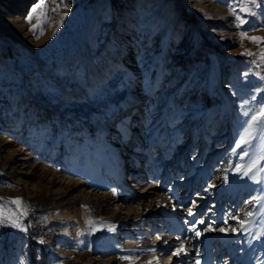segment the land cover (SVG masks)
Returning <instances> with one entry per match:
<instances>
[{"label": "rangeland", "instance_id": "rangeland-1", "mask_svg": "<svg viewBox=\"0 0 264 264\" xmlns=\"http://www.w3.org/2000/svg\"><path fill=\"white\" fill-rule=\"evenodd\" d=\"M19 2L0 0V213L27 214L21 228L0 224V264H167L146 214L117 206L145 149L160 164L173 158L169 177L156 175L168 193L192 190L194 201H206L196 218L219 227L230 215L254 213L239 235L196 237L201 264H264V207L246 203L264 197V171L241 177L231 167L259 159L264 168L260 129L235 149L249 119L242 113L264 104V45L239 37L264 36V0L259 7L251 0ZM37 4L46 13L42 35L25 21ZM245 5L251 14L240 11ZM237 15L247 21L242 27ZM245 50L256 55H240ZM225 174L227 182L218 179ZM209 183L216 189L205 191ZM84 191L100 197L85 202ZM168 207L155 216L168 218L162 230L179 211ZM102 218L114 229L96 230Z\"/></svg>", "mask_w": 264, "mask_h": 264}, {"label": "bare ground", "instance_id": "bare-ground-1", "mask_svg": "<svg viewBox=\"0 0 264 264\" xmlns=\"http://www.w3.org/2000/svg\"><path fill=\"white\" fill-rule=\"evenodd\" d=\"M25 2V0H20V4ZM21 6L18 7L17 10L21 11ZM23 7V6H22ZM117 43L116 40L113 39L112 41V48H116ZM129 99L133 100V96L130 95ZM134 131L139 132V130L136 129V125L134 126ZM257 146H256V152H262L264 148V130H261L257 137ZM146 154L141 153L138 156L134 157L133 165L131 166L132 173L129 175V192H122L121 196L117 200V206H122V209L125 213L123 214H130V212H134L136 214L144 212L147 216V222L150 228L153 229V232H156L155 238L159 236L160 239H157L161 242V248H159L160 253L162 254V257L164 260L167 261V264H170L172 259H174L173 264H192L197 259H199L200 264L202 263V260L200 259L201 254L200 250H198L197 246L195 245V240L197 239L193 232L188 231V228L190 227V224L188 223L189 216L187 215L186 209L188 207H192V202L194 201L193 198V191L192 190H185L183 194H179V196H174L172 193V189H170L171 193H168L166 189V184L160 183L156 179V175L164 173L166 177H169V165L174 163L173 158H167V161L165 164H160V162H156L157 155L152 157L150 149H145ZM179 152L178 150L175 152V155ZM106 159L108 163L111 165L113 171L117 173L118 175L122 176V169L119 162L116 160V157L113 153V151L108 148L105 151ZM4 166L8 165V162L2 163ZM154 164V165H152ZM192 181L194 179H191ZM144 184L143 188L138 189V185ZM190 182L188 183L187 187L189 186ZM216 185V184H215ZM137 188L139 191V195L136 193H133V189ZM216 189V187H215ZM146 192V193H145ZM99 193V192H98ZM97 192L93 191H84L83 198L85 202H90L92 198H98L100 195ZM129 193V194H128ZM142 196V194H144ZM182 195V199L181 196ZM99 199V198H98ZM193 199V201H192ZM92 201V200H91ZM120 201L121 204L119 203ZM206 201L204 199L195 200V207H193V211L197 212L199 210V207L203 204H205ZM207 204V203H206ZM168 206H171L172 208H176L179 210L176 213L172 212L171 222L168 224L166 229H161L162 224L165 223V221L168 220L167 217H159L155 218L157 212H161L164 214V209H169ZM235 206V204H234ZM164 210V211H163ZM201 211L199 210L198 214ZM203 213V212H202ZM142 214V213H141ZM232 216V215H230ZM112 225V221L109 218H102L97 225L96 230L105 231L108 226ZM158 230V231H157ZM259 233V231H257ZM210 234H214L215 232H207ZM179 237V239H177ZM157 241V242H158ZM220 241V240H219ZM221 243L217 246H221L225 244V238L221 239ZM183 243L185 245V250L187 255L182 254L180 257H176L171 255V253L179 247V245ZM217 243V242H216ZM246 251L239 255L238 258L241 259V262H244L246 260ZM161 257V258H162ZM223 261V260H222ZM108 264H111L109 261ZM222 264H229L228 261L225 260ZM245 264H248V261L246 260Z\"/></svg>", "mask_w": 264, "mask_h": 264}, {"label": "snow or ice", "instance_id": "snow-or-ice-1", "mask_svg": "<svg viewBox=\"0 0 264 264\" xmlns=\"http://www.w3.org/2000/svg\"><path fill=\"white\" fill-rule=\"evenodd\" d=\"M251 3L255 4L257 7L260 6V4L256 2V0H251ZM240 11L251 14V10L247 7V5L241 8ZM45 16H46V13L43 12V4L35 5L31 9L29 15L25 17L26 23L29 24V31L35 33L39 29L42 35L43 34L42 27H43V24L45 23V20H44ZM234 19L237 24V27H242L244 24L247 23V21L239 15L235 16ZM34 20L36 21L35 23H33ZM62 21H63V17H61V22ZM239 37L241 41L246 39L252 42L253 44H256L257 46L264 45V36H249L247 32L242 31L239 33ZM36 38L39 39V36H37ZM240 55L255 56L256 54L252 53L249 50H245V52L240 53ZM259 56H260L261 62H264V50H262L259 53ZM261 79H264V76H262ZM251 99L256 100V96L253 95ZM244 104H247V101H245ZM242 114L246 117H249V119L245 121L247 127L244 129L243 134L239 137V140L235 144V149H241L242 146L250 144L252 140L255 138L253 134L257 129L264 130V104H261L255 110L244 111ZM235 149L233 151H235ZM247 155L248 153L244 152V156H242L241 159H243ZM231 167H234L235 175L241 176V177H247L254 171H257V172L264 171V168L260 167L259 159H254L247 165L238 164V165L231 166ZM224 171L225 173H227V169H225ZM253 178L255 179V177ZM218 179H222L224 182H227L228 175L225 174L223 177H218ZM256 182L260 183L259 180H257ZM214 187H216L214 183H209L204 190L210 191ZM262 199H264V197L257 196V197H253L252 199L246 201V203L249 205L255 204L257 206L264 207V205H261ZM11 203L17 205L18 208L22 205V201L20 198H14L13 200H11ZM195 206H196L195 201H193L192 207H188L186 209L187 214L189 216L194 217V220L193 222H191V226L188 228V231L193 232L195 237H201L205 232H210V231L224 233V234L232 233V234L239 235L240 232L248 231L247 225L251 223V218L254 215L252 211H247L244 215V218H242L239 215H232L228 219L223 220L224 226L217 227L215 226L214 221L211 224H207L205 220L196 218V213L193 212V207ZM209 211H211V209H209ZM26 214H27L26 210L20 211L19 213L9 214L8 216H3V213H0V217H2L0 218V224L5 223L6 221H11V224L14 228H21L20 217ZM229 219L236 221L237 226L234 227L230 225L228 222ZM88 223L90 227L92 228L95 227L94 221L89 220ZM198 225H205V227L201 230L198 227ZM108 227L110 231L114 229V226H108ZM21 230L26 231L27 229H21ZM261 235H264V232H262ZM157 239H160V237L158 236ZM177 239H179V237H177ZM39 243L43 244L45 242L44 240L41 239ZM182 254L187 255L186 250H185V245L183 243H181L179 247H177L171 253V255L176 256V257H179ZM121 259L130 260L131 258L121 257ZM195 264H200L199 259L195 261Z\"/></svg>", "mask_w": 264, "mask_h": 264}, {"label": "trees", "instance_id": "trees-1", "mask_svg": "<svg viewBox=\"0 0 264 264\" xmlns=\"http://www.w3.org/2000/svg\"><path fill=\"white\" fill-rule=\"evenodd\" d=\"M33 251V250H32Z\"/></svg>", "mask_w": 264, "mask_h": 264}]
</instances>
